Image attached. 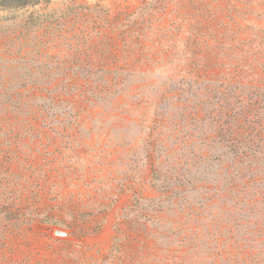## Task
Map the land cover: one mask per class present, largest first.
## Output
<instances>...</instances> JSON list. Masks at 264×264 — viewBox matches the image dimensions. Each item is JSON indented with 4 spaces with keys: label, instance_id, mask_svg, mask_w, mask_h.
Returning <instances> with one entry per match:
<instances>
[{
    "label": "rangeland",
    "instance_id": "374dc122",
    "mask_svg": "<svg viewBox=\"0 0 264 264\" xmlns=\"http://www.w3.org/2000/svg\"><path fill=\"white\" fill-rule=\"evenodd\" d=\"M0 3V264H209L154 236L214 232L220 205V138L180 107L264 94V0ZM101 78L121 90L91 96Z\"/></svg>",
    "mask_w": 264,
    "mask_h": 264
},
{
    "label": "trees",
    "instance_id": "16d2710c",
    "mask_svg": "<svg viewBox=\"0 0 264 264\" xmlns=\"http://www.w3.org/2000/svg\"><path fill=\"white\" fill-rule=\"evenodd\" d=\"M117 80L113 85L108 79L94 80L91 86L88 83L86 91L91 96H106L112 90H121L122 82ZM244 88L246 86H240V93L234 96H221L219 109L206 105L200 96L183 100L185 107L180 108L187 117L180 120L181 124L190 118L195 123L205 121L209 134L216 129L220 139L208 143L206 149L209 146V153L216 152L220 156L218 164L223 167L224 175H220L221 188L216 189L220 205L217 216L212 219L214 232L207 225H202L203 231L199 225L194 227L189 223L170 227L157 225L154 236L167 254L175 247L174 252L186 249L187 253L195 255L206 251V258L212 255L209 264H213L216 256H219V264H264V110L257 106L264 103V94L257 92L247 101L241 92ZM234 98L240 100L239 105H231ZM197 167L193 160L190 173ZM181 187L162 191L155 200L151 199L157 206L155 211H177V199L185 198L189 192L185 185ZM240 202L244 208L240 207ZM185 206L188 214L194 209L193 205ZM178 209L182 212L184 205L179 204Z\"/></svg>",
    "mask_w": 264,
    "mask_h": 264
},
{
    "label": "water",
    "instance_id": "95a60500",
    "mask_svg": "<svg viewBox=\"0 0 264 264\" xmlns=\"http://www.w3.org/2000/svg\"><path fill=\"white\" fill-rule=\"evenodd\" d=\"M56 233L60 234V235H65L66 234L64 231H60V230H57Z\"/></svg>",
    "mask_w": 264,
    "mask_h": 264
}]
</instances>
